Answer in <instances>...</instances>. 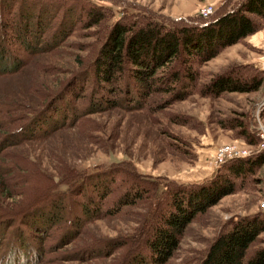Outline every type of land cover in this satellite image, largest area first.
I'll return each mask as SVG.
<instances>
[{"label":"rangeland","instance_id":"374dc122","mask_svg":"<svg viewBox=\"0 0 264 264\" xmlns=\"http://www.w3.org/2000/svg\"><path fill=\"white\" fill-rule=\"evenodd\" d=\"M84 1L102 7V20L90 27L78 20L56 49L29 57L17 73L0 75V118L7 119L6 112L19 105L27 108L22 113L25 119L39 109L72 74L88 66L104 32L125 13L142 12L163 20L192 17L205 5L212 7L213 14L237 0H49L57 7L51 24L66 7L67 15L74 18L73 11L78 14V5ZM236 63L249 64L264 74V24L199 64V81ZM90 88L88 82L85 91ZM70 97V108H81L86 102V98ZM263 104L264 81L253 92H222L216 97L193 92L158 110L152 102L139 110L115 108L80 116L46 138L25 140L2 150L0 197L9 193L11 198H0V209L31 213L42 205H66L63 218L77 212L88 196L97 200L94 188L103 174L111 172L113 185L102 208L112 205L131 182H145L148 190L139 200L87 221L81 234L63 246L58 244L59 231L52 228L40 239L43 261L30 263L124 264L127 255L141 247L167 186L201 183L224 161L264 152V139L257 135L260 129L264 131ZM231 117L244 119L258 142L248 144L238 130L224 128ZM222 146H228L229 151L218 159ZM252 177L197 215L165 264H198L210 241L228 222L236 216L264 213V162ZM259 237L264 238V232ZM259 241L253 247L260 245ZM7 242L0 244V254ZM116 244L119 246L110 250ZM83 248L91 249L94 256L79 253Z\"/></svg>","mask_w":264,"mask_h":264},{"label":"trees","instance_id":"16d2710c","mask_svg":"<svg viewBox=\"0 0 264 264\" xmlns=\"http://www.w3.org/2000/svg\"><path fill=\"white\" fill-rule=\"evenodd\" d=\"M56 8L49 0H0V75L17 73L29 57L56 49L78 20L90 27L104 17L101 6L84 1L78 5V14L73 11L74 18L67 15L66 7L52 25ZM263 24L264 0H237L206 17L198 14L163 20L142 12L125 13L104 32L88 66L72 74L39 109L25 119L22 113L27 108L19 105L6 112L7 119L0 118V154L6 147L25 140L46 138L83 115L115 108L139 110L152 102L158 110L193 92L216 97L222 92L256 91L264 74L249 64H232L204 81H199L197 66ZM88 82L91 88L86 92ZM70 95L86 98V102L81 108H70ZM260 111L264 114V104ZM223 127L238 130L239 137L248 144L258 142L244 119L231 117ZM263 162L264 152H256L224 161L211 178L201 183L167 186L141 247L131 251L124 264H165L187 225L221 197L248 183ZM112 185L111 172L101 175L94 188L97 200L88 196L79 204V212H69L63 218L66 205H42L31 213L26 209L14 213L0 209V244L8 241L0 254V264H30L34 260L41 263L44 251L40 239L52 228L59 231L58 244L63 246L81 234L87 221L101 217L103 212L120 210L148 190L145 182L133 181L112 205L102 208ZM0 198L11 195L5 193ZM262 232L264 213L236 216L210 241L198 264H264V238L259 237ZM257 240L260 245L253 247ZM117 246L109 247L112 250ZM79 253L94 256L88 248Z\"/></svg>","mask_w":264,"mask_h":264},{"label":"built area","instance_id":"2783aa9c","mask_svg":"<svg viewBox=\"0 0 264 264\" xmlns=\"http://www.w3.org/2000/svg\"><path fill=\"white\" fill-rule=\"evenodd\" d=\"M212 12V7L210 5H205L203 7L200 8L199 10V15L202 17H206L208 16L210 13ZM257 135L262 139H264V131L262 129H260L257 133ZM264 146V145H263ZM229 151V147L228 146H222L218 149L217 152V156L218 159H220L222 156H224L227 152Z\"/></svg>","mask_w":264,"mask_h":264}]
</instances>
